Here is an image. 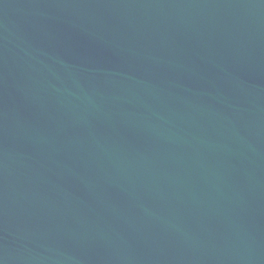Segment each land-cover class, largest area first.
<instances>
[{
	"label": "water",
	"instance_id": "95a60500",
	"mask_svg": "<svg viewBox=\"0 0 264 264\" xmlns=\"http://www.w3.org/2000/svg\"><path fill=\"white\" fill-rule=\"evenodd\" d=\"M0 264H264V0H0Z\"/></svg>",
	"mask_w": 264,
	"mask_h": 264
}]
</instances>
